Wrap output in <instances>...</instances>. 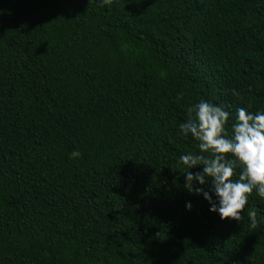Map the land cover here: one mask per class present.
Returning a JSON list of instances; mask_svg holds the SVG:
<instances>
[{
	"label": "trees",
	"instance_id": "obj_1",
	"mask_svg": "<svg viewBox=\"0 0 264 264\" xmlns=\"http://www.w3.org/2000/svg\"><path fill=\"white\" fill-rule=\"evenodd\" d=\"M201 100L264 112V0H0V264H264V198L185 188Z\"/></svg>",
	"mask_w": 264,
	"mask_h": 264
},
{
	"label": "clouds",
	"instance_id": "obj_2",
	"mask_svg": "<svg viewBox=\"0 0 264 264\" xmlns=\"http://www.w3.org/2000/svg\"><path fill=\"white\" fill-rule=\"evenodd\" d=\"M103 3L111 4L112 0H103ZM229 120V112L204 100L189 107L180 132L198 142L199 153L181 155L180 162L185 167V188L189 192L202 194L209 201L210 210L218 212L221 219L242 222L253 191L264 198V112L253 114L243 107L237 109L231 133L226 127ZM79 156L78 151L71 153L73 159ZM197 167H202L203 173L194 175L191 169ZM237 169L239 175L234 179ZM206 177L213 180L218 204L209 192L194 187V182L204 185ZM191 207L187 204L189 210ZM246 216L256 226L257 212L248 209Z\"/></svg>",
	"mask_w": 264,
	"mask_h": 264
}]
</instances>
